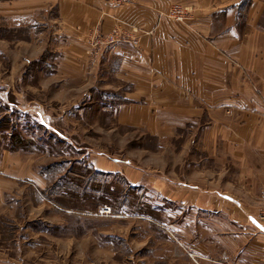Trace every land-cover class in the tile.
Here are the masks:
<instances>
[{"label":"crops","instance_id":"1","mask_svg":"<svg viewBox=\"0 0 264 264\" xmlns=\"http://www.w3.org/2000/svg\"><path fill=\"white\" fill-rule=\"evenodd\" d=\"M175 6L187 9L184 22L168 17ZM263 17L264 0L0 2V19L10 28L28 22L48 26L28 57L36 60L46 46L58 54L55 68L48 71L44 65L39 72L51 101L75 106L103 93L96 101L104 112L115 109L118 126L160 138L207 122L192 143L198 142L210 165L196 168L194 184L178 181L170 172L144 179L140 169L146 172L149 166L131 158L101 155L93 164L99 173L124 172L131 187L152 192L153 207L162 218L157 223L159 258L152 260L143 251L151 236L143 242L133 231L136 262L264 264ZM115 32L139 45L117 44L91 55L94 38ZM41 35L49 36L44 47L38 43ZM19 45L14 54L27 57L30 49ZM114 93L126 102L114 104ZM122 218L142 219H116ZM173 235L183 240L181 246Z\"/></svg>","mask_w":264,"mask_h":264},{"label":"rangeland","instance_id":"2","mask_svg":"<svg viewBox=\"0 0 264 264\" xmlns=\"http://www.w3.org/2000/svg\"><path fill=\"white\" fill-rule=\"evenodd\" d=\"M40 33L48 34V26L28 22L10 28L0 19V264H151L150 256L159 258L155 254L162 241L157 225L162 218L153 207L152 192L131 187L124 172L100 174L93 164L101 155L131 158L149 166L146 172L140 169L144 179L170 172L178 181L194 184L196 168L210 165L198 142L192 143L207 122L160 138L118 126L115 109L104 112L96 101L103 93H93L92 101L81 100L76 107L51 101L39 72L44 65L48 71L55 68L58 54L46 46L36 60L28 57ZM41 37L38 43L44 47L49 36ZM99 37L105 36L90 44ZM18 45L30 49L27 57L14 54ZM107 48L92 46L90 53ZM116 102L126 101L115 94ZM104 206L111 215L101 213ZM133 231L143 242L151 236L143 249L150 259L134 260ZM174 239L182 245L180 237Z\"/></svg>","mask_w":264,"mask_h":264},{"label":"built area","instance_id":"3","mask_svg":"<svg viewBox=\"0 0 264 264\" xmlns=\"http://www.w3.org/2000/svg\"><path fill=\"white\" fill-rule=\"evenodd\" d=\"M186 8H182L179 6L173 7L169 11L170 18L176 20V21H184L186 19ZM96 41L92 44L93 48L94 46L103 45L105 47H110L117 44H132L133 46L137 47L139 45V42L137 39H130L128 37H121L118 32H115L112 35L105 36L103 38H97ZM102 214L111 215L112 210L110 207L104 206L101 209ZM260 220L264 221V213L260 215Z\"/></svg>","mask_w":264,"mask_h":264},{"label":"trees","instance_id":"4","mask_svg":"<svg viewBox=\"0 0 264 264\" xmlns=\"http://www.w3.org/2000/svg\"><path fill=\"white\" fill-rule=\"evenodd\" d=\"M260 25L262 26V27H264V21H262V23H260ZM101 174V173H100ZM92 187H94V186H92ZM93 189V188H92ZM121 197H122V195H121Z\"/></svg>","mask_w":264,"mask_h":264}]
</instances>
